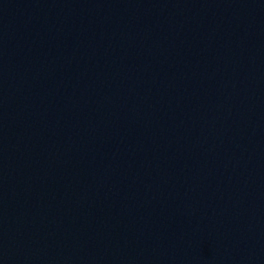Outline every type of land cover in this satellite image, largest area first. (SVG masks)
Masks as SVG:
<instances>
[{
	"label": "water",
	"instance_id": "1",
	"mask_svg": "<svg viewBox=\"0 0 264 264\" xmlns=\"http://www.w3.org/2000/svg\"><path fill=\"white\" fill-rule=\"evenodd\" d=\"M0 264H264V0H0Z\"/></svg>",
	"mask_w": 264,
	"mask_h": 264
}]
</instances>
